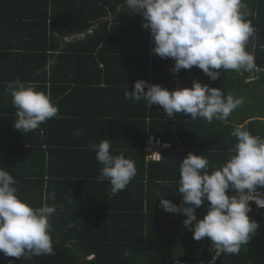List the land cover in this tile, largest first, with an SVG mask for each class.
Returning a JSON list of instances; mask_svg holds the SVG:
<instances>
[{
	"label": "trees",
	"instance_id": "16d2710c",
	"mask_svg": "<svg viewBox=\"0 0 264 264\" xmlns=\"http://www.w3.org/2000/svg\"><path fill=\"white\" fill-rule=\"evenodd\" d=\"M243 3L254 28L245 47L255 66L220 69L213 81L196 66L173 73L172 58L152 54L150 30L142 28L143 17L126 0H0V168L14 177L17 195L32 207L58 205L49 218L53 253L24 260L0 252V264L212 260V242L193 239L183 225L186 217L165 212L157 194L180 206V164L186 155L204 156L211 173L234 154L238 140L231 133L237 127L264 138V113L254 115L249 103V113L241 108L211 123L182 113L169 118L162 106L126 99L125 92L137 80L169 91L197 80L243 103L251 94H264V0ZM17 78L35 83L59 108L56 117L24 134L14 128L17 109L6 91ZM150 135L171 145L160 162L146 158ZM103 139H110L113 154L124 153L136 166L131 182L115 195L108 179H98L102 164L90 148ZM209 203L196 210L198 220ZM248 215L259 225L249 242L238 253L221 252L214 264H264V209L252 203Z\"/></svg>",
	"mask_w": 264,
	"mask_h": 264
},
{
	"label": "clouds",
	"instance_id": "9594fccd",
	"mask_svg": "<svg viewBox=\"0 0 264 264\" xmlns=\"http://www.w3.org/2000/svg\"><path fill=\"white\" fill-rule=\"evenodd\" d=\"M126 4L143 17L142 28L150 30L152 54L174 60L173 73L196 66L215 81L221 76L220 69L239 72L255 66L254 56L245 47L254 28L246 19L250 12L243 0H126ZM36 87L35 83L19 78L6 86L17 109L14 128L23 134L38 129L59 112L50 95ZM125 98L143 100L147 106L160 105L169 118L182 113L209 123L214 117L227 119L243 103V98L197 80L192 81L190 88L172 91L137 80L131 92L127 89ZM81 134L77 130L76 135ZM231 134L238 140L234 154L221 167H211V173L204 156L189 152L182 160L180 206L157 194L165 212L186 217L183 225L193 232V239L208 238L212 242L217 256L208 264H214L221 252L238 253L259 227L248 215L252 203L264 209V192L257 191L258 186L264 187V138L239 127ZM90 148L102 164L98 179H108L114 195L124 190L136 175L135 162L122 152L113 154L110 139L90 144ZM16 184L14 177L0 168V252L24 260L52 254L49 218L58 205L45 203L34 208L17 195ZM229 189L236 194L230 196ZM49 198L54 200L55 193ZM205 200L210 202L208 211L198 220L196 210Z\"/></svg>",
	"mask_w": 264,
	"mask_h": 264
},
{
	"label": "built area",
	"instance_id": "2783aa9c",
	"mask_svg": "<svg viewBox=\"0 0 264 264\" xmlns=\"http://www.w3.org/2000/svg\"><path fill=\"white\" fill-rule=\"evenodd\" d=\"M170 147V143L163 142L160 138L150 135L145 149L147 160L152 162H160L162 160L163 150H167Z\"/></svg>",
	"mask_w": 264,
	"mask_h": 264
},
{
	"label": "rangeland",
	"instance_id": "374dc122",
	"mask_svg": "<svg viewBox=\"0 0 264 264\" xmlns=\"http://www.w3.org/2000/svg\"><path fill=\"white\" fill-rule=\"evenodd\" d=\"M262 91V90H261ZM245 101V100H244ZM253 104V108L252 110L255 111V114L254 115H257V113L259 114H263L264 113V94L262 95H257L256 97H254L253 94H251L247 100L245 101V103H242L240 105V107H238L236 110H239L242 108V111L243 112H248L249 113V110H251V107L250 109H248V104ZM235 110V111H236ZM240 111V110H239ZM208 254L209 255H212V258H215L217 256V252L216 250L214 249L212 243L210 244L209 248H208ZM214 260V259H213Z\"/></svg>",
	"mask_w": 264,
	"mask_h": 264
}]
</instances>
